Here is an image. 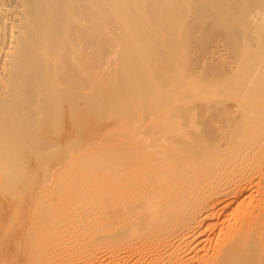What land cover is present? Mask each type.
Masks as SVG:
<instances>
[{
    "label": "bare ground",
    "instance_id": "obj_1",
    "mask_svg": "<svg viewBox=\"0 0 264 264\" xmlns=\"http://www.w3.org/2000/svg\"><path fill=\"white\" fill-rule=\"evenodd\" d=\"M0 264H264V0H0Z\"/></svg>",
    "mask_w": 264,
    "mask_h": 264
}]
</instances>
